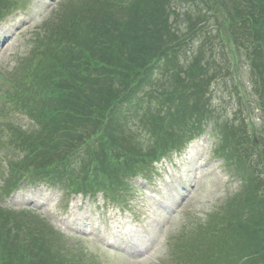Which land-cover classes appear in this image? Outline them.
Here are the masks:
<instances>
[{
	"label": "trees",
	"instance_id": "1",
	"mask_svg": "<svg viewBox=\"0 0 264 264\" xmlns=\"http://www.w3.org/2000/svg\"><path fill=\"white\" fill-rule=\"evenodd\" d=\"M10 1L17 0H0V12ZM186 1L65 0L58 5L32 36L30 57L8 79L6 97L38 125L18 131L23 157L13 166L7 187L23 177L52 175L57 184L75 190L117 187L128 176L145 175L153 161L178 150L214 120L208 61L197 55L183 65L179 56L200 30L196 23L201 19L192 18L195 9L203 16L213 3L224 1L189 0L184 6ZM225 2L223 30L235 49L244 43L254 47L252 80L264 94V0ZM156 72L168 83H154ZM141 94L146 98L132 116L154 136L147 145L121 118L129 117L124 107ZM234 126L226 122L220 130L228 138L232 128L235 138ZM230 146L224 140L218 152L236 160L244 179H251L254 167L258 170L249 207L253 214L239 220L243 198L228 202L226 215L217 221L221 226H196L197 236H180L170 244L174 259H197L206 236L221 233L210 243L227 246L224 264H264V224L257 214L263 204L258 194L264 183V144L247 151L237 140ZM61 237L38 216L0 208V264H90L67 253L57 242Z\"/></svg>",
	"mask_w": 264,
	"mask_h": 264
},
{
	"label": "rangeland",
	"instance_id": "2",
	"mask_svg": "<svg viewBox=\"0 0 264 264\" xmlns=\"http://www.w3.org/2000/svg\"><path fill=\"white\" fill-rule=\"evenodd\" d=\"M61 1L32 0L23 17L0 23V78L13 72L18 58L26 55V43L36 26ZM223 1L213 3V10L201 24L203 34L193 40L191 49H186L181 59L184 65L192 64L197 55H201V62L208 61L209 74L213 76L208 95L215 112L229 119L238 118L239 111L244 117L249 113L250 122L246 123L250 126L257 110L249 83V65L241 53L233 50L230 34L223 30L226 24L218 23L226 19L227 4ZM156 78L161 83L168 82L160 74ZM242 120L240 117L238 121ZM17 121L24 127L29 122L22 116ZM255 122L260 124L257 119ZM207 130L210 132L197 135L181 153L158 164L151 181H132L135 191L129 213L113 203L101 207V201L91 204L81 196L63 197L47 181L21 186L10 196L0 193V205L36 211L65 234L57 242L62 241L67 253L87 263L168 264L166 241L185 226L205 222L240 188L238 177L214 155L215 131L210 127ZM3 170L0 156V187Z\"/></svg>",
	"mask_w": 264,
	"mask_h": 264
}]
</instances>
